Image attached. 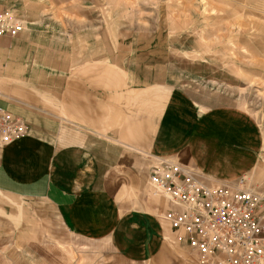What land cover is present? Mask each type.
Returning a JSON list of instances; mask_svg holds the SVG:
<instances>
[{
	"label": "crops",
	"instance_id": "crops-1",
	"mask_svg": "<svg viewBox=\"0 0 264 264\" xmlns=\"http://www.w3.org/2000/svg\"><path fill=\"white\" fill-rule=\"evenodd\" d=\"M0 6L9 9L8 0ZM51 38L0 36V107L30 128L0 143V194L47 199L70 232L103 246L101 264H199L166 227L169 199L149 182L153 160L171 156L229 182L264 168L262 125L182 90L159 115L134 117L130 96L114 89L113 66L107 78L108 66L85 64L80 50L66 65Z\"/></svg>",
	"mask_w": 264,
	"mask_h": 264
},
{
	"label": "rangeland",
	"instance_id": "rangeland-1",
	"mask_svg": "<svg viewBox=\"0 0 264 264\" xmlns=\"http://www.w3.org/2000/svg\"><path fill=\"white\" fill-rule=\"evenodd\" d=\"M8 8L0 6L27 22L23 32H47L66 65L81 51L85 64L108 66L107 78L113 66L134 117L159 115L182 90L244 109L264 131V0H8ZM246 178L264 193V168ZM97 244L70 232L47 199L0 194V264H101Z\"/></svg>",
	"mask_w": 264,
	"mask_h": 264
},
{
	"label": "built area",
	"instance_id": "built-area-1",
	"mask_svg": "<svg viewBox=\"0 0 264 264\" xmlns=\"http://www.w3.org/2000/svg\"><path fill=\"white\" fill-rule=\"evenodd\" d=\"M27 22L0 10V36L14 37ZM25 120L0 107V143L28 135ZM149 182L166 194L163 218L199 264H264V193L246 181L213 179L171 158L153 160ZM218 257H222L219 259Z\"/></svg>",
	"mask_w": 264,
	"mask_h": 264
}]
</instances>
